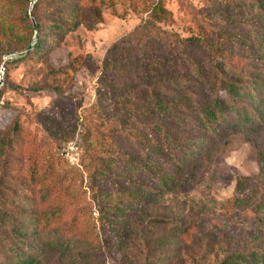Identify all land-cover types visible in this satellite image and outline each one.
<instances>
[{
    "label": "rangeland",
    "instance_id": "374dc122",
    "mask_svg": "<svg viewBox=\"0 0 264 264\" xmlns=\"http://www.w3.org/2000/svg\"><path fill=\"white\" fill-rule=\"evenodd\" d=\"M35 1L0 0V140L15 121L21 131L17 161L9 155L0 167V264H219L232 251L264 250V124L224 128L172 192L132 207L142 163L130 156L142 126L159 119L139 80L149 65L121 58L123 47L151 53L198 34L254 37V0H116L95 29L80 26L47 57L2 68L6 55L25 50L27 33L15 22ZM160 8L167 14L156 19ZM9 24L22 39L2 34ZM208 43L187 42V58L208 66ZM183 77L197 93L196 77ZM34 216L48 228L28 225ZM72 222V240H62L56 226ZM20 225L23 242L13 231Z\"/></svg>",
    "mask_w": 264,
    "mask_h": 264
},
{
    "label": "trees",
    "instance_id": "16d2710c",
    "mask_svg": "<svg viewBox=\"0 0 264 264\" xmlns=\"http://www.w3.org/2000/svg\"><path fill=\"white\" fill-rule=\"evenodd\" d=\"M115 1L36 0L31 10L38 30L36 41L23 56L6 60L4 66L28 57H47L53 48L80 26L95 29L101 22L102 9L112 6ZM44 2L47 3L45 16L42 11ZM161 9L152 10V16L162 19L167 12ZM253 9L256 10V23L259 21L254 29V37L239 35L238 42L234 41V36L228 35L226 41L223 34L212 36L211 40L209 36L198 34L185 40L175 39L171 47L153 49L151 53L143 50L142 45L130 52L123 47L121 58L141 57L149 65L141 69L139 80L147 89L143 98L151 102L148 111L159 119L158 123L142 126L139 149L130 156L132 164L142 163L141 176L132 182L134 188L130 190L132 207H144L154 198L172 192L181 181L184 166L190 159L200 156L201 150L211 147L224 128H234L240 124L246 133L256 123L264 124V0H254ZM15 23L27 33V41L23 44L26 49L34 36L33 21L26 13ZM4 28L2 34L7 39H22L15 26L9 24ZM205 41H210L205 45V56L210 61L208 66L196 57L187 58L185 52L187 42L203 44ZM117 48L120 45L112 46L110 51ZM60 71L57 68L52 73ZM185 74L196 77L197 93L194 88L189 90L183 77ZM185 87L188 92L182 90ZM176 88L182 90L181 94H177ZM170 91L175 94L169 96ZM2 93L0 88V97ZM13 127L14 134L0 140V167L5 166L9 155L15 161L18 159L15 151L21 143V131L17 121ZM186 137L191 139V145L185 144ZM28 225L36 231L48 228V223L39 221L36 216L30 219ZM78 226L79 222H72L56 226L55 230L66 237L62 240L71 241L72 233ZM20 227L13 228V231L17 240L23 242L25 227ZM219 264H264V250L232 251Z\"/></svg>",
    "mask_w": 264,
    "mask_h": 264
},
{
    "label": "water",
    "instance_id": "95a60500",
    "mask_svg": "<svg viewBox=\"0 0 264 264\" xmlns=\"http://www.w3.org/2000/svg\"><path fill=\"white\" fill-rule=\"evenodd\" d=\"M29 15H30L31 20L33 21V25H34V28H35V32H34V36H33L32 42L28 45V47L25 50L13 52V53L9 54V56L6 55L4 57V60H3V63H2V68L4 67V63H5L6 60L13 59V58H18V57L23 56L28 50L31 49L32 45L34 44V41L37 38V25H36V22L34 20L33 15L31 14V12H29ZM1 84H2V78H0V85Z\"/></svg>",
    "mask_w": 264,
    "mask_h": 264
}]
</instances>
